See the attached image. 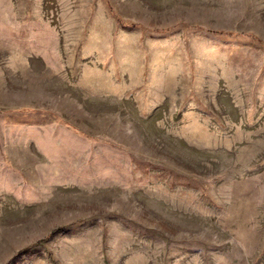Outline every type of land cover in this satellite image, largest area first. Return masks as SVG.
<instances>
[{"label":"rangeland","instance_id":"obj_1","mask_svg":"<svg viewBox=\"0 0 264 264\" xmlns=\"http://www.w3.org/2000/svg\"><path fill=\"white\" fill-rule=\"evenodd\" d=\"M0 264H264V0H0Z\"/></svg>","mask_w":264,"mask_h":264}]
</instances>
